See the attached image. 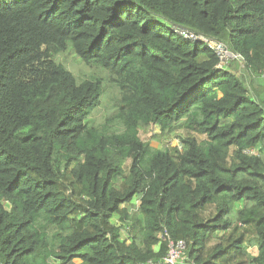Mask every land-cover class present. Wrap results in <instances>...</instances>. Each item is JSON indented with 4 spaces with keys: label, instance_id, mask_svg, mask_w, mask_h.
<instances>
[{
    "label": "trees",
    "instance_id": "16d2710c",
    "mask_svg": "<svg viewBox=\"0 0 264 264\" xmlns=\"http://www.w3.org/2000/svg\"><path fill=\"white\" fill-rule=\"evenodd\" d=\"M259 147L264 0H0V264H264Z\"/></svg>",
    "mask_w": 264,
    "mask_h": 264
},
{
    "label": "built area",
    "instance_id": "2783aa9c",
    "mask_svg": "<svg viewBox=\"0 0 264 264\" xmlns=\"http://www.w3.org/2000/svg\"><path fill=\"white\" fill-rule=\"evenodd\" d=\"M185 38L197 39L209 43L210 47L216 53L219 64L218 68H222L223 65H228L231 61H241L239 55H235L229 52L223 45L218 42L209 41L205 38H195L194 35L188 33H182ZM252 153V152H251ZM160 239L166 243V255L162 258L158 264H194L186 256V243L183 240L171 239L167 233L160 236Z\"/></svg>",
    "mask_w": 264,
    "mask_h": 264
},
{
    "label": "rangeland",
    "instance_id": "374dc122",
    "mask_svg": "<svg viewBox=\"0 0 264 264\" xmlns=\"http://www.w3.org/2000/svg\"><path fill=\"white\" fill-rule=\"evenodd\" d=\"M65 64H66L67 68L70 71H72L75 76L77 75V76L84 77V75H83V72H84L83 64L73 54H69L67 56V58L65 59ZM234 64H237V69L243 68L242 63H240L239 61H235ZM108 101L109 100L107 98H104L103 104L104 103L107 104ZM105 104H104V106H100L95 112H93L94 113L93 116L97 117L99 122H102V117L105 115V113H107V109H108L107 107L108 106L105 107ZM152 134H151V136H152ZM176 136L171 137L169 140L164 142V144L169 143L170 147L178 145L179 142H178V139ZM141 137L143 139H146L148 136H146L145 134L144 135L141 134ZM151 141H152L151 146H153L154 148H161L162 147L163 142H158V140L154 141L153 139H151ZM256 151L260 155L262 160H264V148L259 147V148H257Z\"/></svg>",
    "mask_w": 264,
    "mask_h": 264
}]
</instances>
